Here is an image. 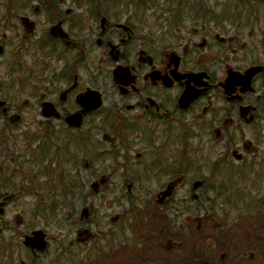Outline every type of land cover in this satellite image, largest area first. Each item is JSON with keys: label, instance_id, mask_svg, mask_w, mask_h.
<instances>
[{"label": "flooded vegetation", "instance_id": "af4514ba", "mask_svg": "<svg viewBox=\"0 0 264 264\" xmlns=\"http://www.w3.org/2000/svg\"><path fill=\"white\" fill-rule=\"evenodd\" d=\"M0 264H264V0H0Z\"/></svg>", "mask_w": 264, "mask_h": 264}, {"label": "water", "instance_id": "95a60500", "mask_svg": "<svg viewBox=\"0 0 264 264\" xmlns=\"http://www.w3.org/2000/svg\"><path fill=\"white\" fill-rule=\"evenodd\" d=\"M40 234L39 232L35 233L33 236L34 237H30L29 240L26 241V243H35V245L40 244Z\"/></svg>", "mask_w": 264, "mask_h": 264}, {"label": "rangeland", "instance_id": "374dc122", "mask_svg": "<svg viewBox=\"0 0 264 264\" xmlns=\"http://www.w3.org/2000/svg\"><path fill=\"white\" fill-rule=\"evenodd\" d=\"M55 218H51L50 216L47 218L46 216V220L47 221H53ZM41 225H43V221L40 222Z\"/></svg>", "mask_w": 264, "mask_h": 264}]
</instances>
